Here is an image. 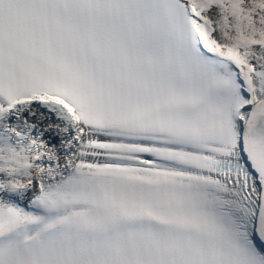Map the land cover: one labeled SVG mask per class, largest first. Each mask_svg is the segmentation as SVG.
Returning a JSON list of instances; mask_svg holds the SVG:
<instances>
[{"label":"snow or ice","instance_id":"snow-or-ice-1","mask_svg":"<svg viewBox=\"0 0 264 264\" xmlns=\"http://www.w3.org/2000/svg\"><path fill=\"white\" fill-rule=\"evenodd\" d=\"M0 264H264V0H0Z\"/></svg>","mask_w":264,"mask_h":264}]
</instances>
